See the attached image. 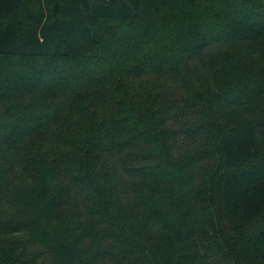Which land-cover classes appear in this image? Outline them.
I'll list each match as a JSON object with an SVG mask.
<instances>
[{
	"label": "trees",
	"instance_id": "16d2710c",
	"mask_svg": "<svg viewBox=\"0 0 264 264\" xmlns=\"http://www.w3.org/2000/svg\"><path fill=\"white\" fill-rule=\"evenodd\" d=\"M0 264H264V0H0Z\"/></svg>",
	"mask_w": 264,
	"mask_h": 264
}]
</instances>
